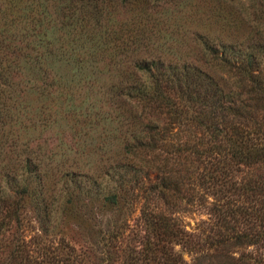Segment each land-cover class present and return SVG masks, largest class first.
I'll return each mask as SVG.
<instances>
[{"label":"rangeland","instance_id":"1","mask_svg":"<svg viewBox=\"0 0 264 264\" xmlns=\"http://www.w3.org/2000/svg\"><path fill=\"white\" fill-rule=\"evenodd\" d=\"M263 39L264 0H0V264H159L144 261V148L126 146L113 93L134 57L250 84L240 65L254 50L264 72ZM153 155L196 198L177 204L185 228L199 224L208 190ZM241 250L257 253L225 243L181 264H256Z\"/></svg>","mask_w":264,"mask_h":264},{"label":"trees","instance_id":"2","mask_svg":"<svg viewBox=\"0 0 264 264\" xmlns=\"http://www.w3.org/2000/svg\"><path fill=\"white\" fill-rule=\"evenodd\" d=\"M76 1L87 5L91 0ZM261 2L247 0L255 8ZM217 43L208 44L210 51L221 49L215 57L241 66L250 84L224 89L187 62L134 57L124 74L127 85L113 93L121 102L118 114L126 124V146L138 157L144 148V261L162 258L159 264H181L183 251L196 258L210 249L211 256L219 246L235 243L252 245L257 252L241 250L236 259L251 257L264 264V72L257 51L246 53L243 64L236 66ZM260 43L256 49L264 47ZM158 148L165 152L158 160L164 165L173 161L182 174L192 172L194 185L205 187L212 197L206 199L208 215L192 228H185L177 204L196 198L181 182L170 185L169 173L163 174L154 159Z\"/></svg>","mask_w":264,"mask_h":264}]
</instances>
